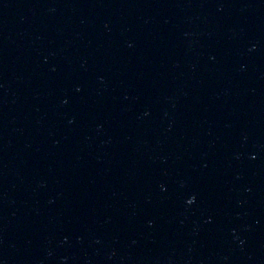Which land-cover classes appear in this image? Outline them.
<instances>
[{"label":"water","instance_id":"obj_1","mask_svg":"<svg viewBox=\"0 0 264 264\" xmlns=\"http://www.w3.org/2000/svg\"><path fill=\"white\" fill-rule=\"evenodd\" d=\"M0 264H264V0H0Z\"/></svg>","mask_w":264,"mask_h":264},{"label":"clouds","instance_id":"obj_2","mask_svg":"<svg viewBox=\"0 0 264 264\" xmlns=\"http://www.w3.org/2000/svg\"><path fill=\"white\" fill-rule=\"evenodd\" d=\"M194 199V198H193ZM192 201L190 200L189 203H191Z\"/></svg>","mask_w":264,"mask_h":264}]
</instances>
